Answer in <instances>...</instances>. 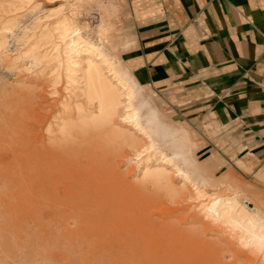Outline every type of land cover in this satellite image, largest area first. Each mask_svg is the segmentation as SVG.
I'll list each match as a JSON object with an SVG mask.
<instances>
[{
  "label": "rangeland",
  "instance_id": "374dc122",
  "mask_svg": "<svg viewBox=\"0 0 264 264\" xmlns=\"http://www.w3.org/2000/svg\"><path fill=\"white\" fill-rule=\"evenodd\" d=\"M126 6L0 0V264H264V167L210 125L197 140L138 82ZM109 66L136 83L140 130L121 123Z\"/></svg>",
  "mask_w": 264,
  "mask_h": 264
},
{
  "label": "crops",
  "instance_id": "0c3cea01",
  "mask_svg": "<svg viewBox=\"0 0 264 264\" xmlns=\"http://www.w3.org/2000/svg\"><path fill=\"white\" fill-rule=\"evenodd\" d=\"M126 9L136 46L122 58L138 82L197 140L210 125L230 156L264 167V0H127Z\"/></svg>",
  "mask_w": 264,
  "mask_h": 264
},
{
  "label": "bare ground",
  "instance_id": "6f19581e",
  "mask_svg": "<svg viewBox=\"0 0 264 264\" xmlns=\"http://www.w3.org/2000/svg\"><path fill=\"white\" fill-rule=\"evenodd\" d=\"M78 29V28H77ZM103 30V29H102ZM104 31V30H103ZM72 32V31H71ZM100 33V32H99ZM70 34V33H69ZM77 34V33H76ZM67 35H68V33H67ZM66 35V36H67ZM69 36V35H68ZM74 36V35H73ZM75 37V36H74ZM76 38V37H75ZM70 39V38H69ZM68 39V40H69ZM73 39V38H72ZM71 39V40H72ZM64 40H65V37H64ZM67 40V39H66ZM76 41V40H75ZM84 41V40H83ZM77 43V42H76ZM89 43V42H88ZM64 45V44H63ZM70 45V44H69ZM77 45V44H76ZM80 45V44H79ZM82 45V44H81ZM84 45V44H83ZM89 45V44H88ZM87 45V46H88ZM95 46V45H94ZM65 47V46H64ZM78 47V46H77ZM99 47V46H98ZM73 48V47H72ZM76 48V47H75ZM81 48V47H80ZM91 48V47H90ZM103 48V47H102ZM85 49V48H84ZM93 49H97V48H93ZM62 50V49H61ZM67 50V49H66ZM75 50V49H74ZM74 50H73V52H74ZM78 50V49H77ZM100 50H103V49H100ZM75 52H81V51H75ZM88 52V51H87ZM86 52V53H87ZM90 52H91V50H90ZM94 52V51H93ZM100 52V51H99ZM97 53L95 56L97 57V60H102V61H105V59L103 60L102 58H100V56L99 55H102V53ZM61 53V52H60ZM64 53H65V51H64ZM70 53V52H69ZM77 53V54H78ZM63 55V54H62ZM79 56V55H78ZM106 56V55H105ZM60 57H61V55H60ZM102 57V56H101ZM104 57V56H103ZM62 58V57H61ZM66 58V57H65ZM75 58H77V57H75ZM104 58H106V57H104ZM108 58V57H107ZM91 60V59H90ZM61 61V60H60ZM30 62V61H29ZM73 62V61H72ZM35 63V62H34ZM64 63V62H63ZM107 64V63H106ZM105 64V65H106ZM62 65V64H61ZM69 65V64H68ZM76 65V64H75ZM98 65V64H97ZM104 65V66H105ZM70 66V65H69ZM112 66V65H111ZM98 67H100V66H98ZM79 68V67H78ZM81 68V67H80ZM80 68H79V70H80ZM74 69V68H73ZM72 69V70H73ZM67 70V69H66ZM70 70V69H69ZM104 72V71H103ZM67 73H68V71H67ZM77 73V72H76ZM107 73H108V76L109 77H111L112 79H114V81H115V83H116V85L120 88V90L122 91V95L125 97L124 99V104H123V106H122V111L124 112V114H120L119 115V117L121 118V123L122 124H125L126 126H130V125H132V128H138L139 129V125L137 124V119H136V114H135V112H134V110H131V108H133V105H132V98H133V96L135 95V88H136V83L134 84V85H128V83L127 82H125L124 80H123V78L122 77H119V75H117L115 72H114V70H113V68L112 67H108V69H107ZM103 74H105V72L103 73ZM87 75H89V74H87ZM71 77V76H70ZM77 77V76H76ZM75 77V78H76ZM105 77V76H104ZM71 79V78H70ZM69 79V80H70ZM110 80V79H109ZM111 82V81H110ZM72 86V85H71ZM116 86V87H117ZM120 102V101H119ZM122 103V102H121ZM115 105V104H114ZM117 105V104H116ZM90 111V110H89ZM116 111V110H115ZM116 113V112H115ZM112 115V114H111ZM116 115V114H115ZM118 116V115H117ZM140 130V129H139ZM144 131V130H143ZM62 133V132H61ZM141 133H143V132H141ZM148 136V135H147ZM150 136V135H149ZM148 136V137H149ZM130 139H131V141L132 142H135V139H134V136H130ZM150 140V139H149ZM78 143V142H77ZM76 144V143H75ZM151 146H153V143H152V141L149 143ZM135 146V145H134ZM150 147V146H149ZM136 148V147H135ZM146 149V148H145ZM153 149V148H152ZM53 150H54V145H53ZM135 150V149H134ZM148 151V150H147ZM152 151V150H151ZM155 151V150H154ZM155 153V152H154ZM137 155V154H136ZM164 155V154H163ZM137 156H139V155H137ZM159 156V155H158ZM140 157V156H139ZM47 159H50V157L49 156H47ZM155 159V158H154ZM163 161H164V165H169L170 167H172V168H174V169H176V172H178L179 174H180V176L185 180L186 178H189V177H187L184 173H183V171H182V169H181V167L179 166V165H177V164H175L174 163V161L171 159V158H169V157H167V156H163V159H162ZM161 160V161H162ZM50 161H51V159H50ZM141 163V162H140ZM148 166V165H147ZM158 168V167H157ZM147 171V170H146ZM145 171V172H146ZM145 172H144V174H145ZM152 174H155L156 176H159V177H161V178H164V177H168V179H169V174L167 173V171H166V169L165 168H163V169H161V170H154V171H152L151 172V175ZM165 179V178H164ZM161 181V180H160ZM165 181L163 180V183H164ZM167 182V181H166ZM161 183V182H160ZM162 184V183H161ZM197 188V187H196ZM199 189V188H198ZM200 194V193H199ZM233 195V194H232ZM213 199V198H212ZM237 199V198H236ZM218 200V199H217ZM209 201H211V200H209ZM230 201V200H229ZM233 200H231L230 202L231 203H233L232 202ZM220 202V201H219ZM225 202V201H224ZM227 203H228V201H227ZM236 203H237V201H236ZM247 203V202H246ZM219 205V203L218 202H214V203H212L211 205H210V207H209V209H207L208 211H213L214 209L216 210V207ZM231 205H233V204H231ZM236 205H238V204H236ZM253 205V204H252ZM251 205V206H252ZM209 206V205H208ZM224 206V205H223ZM255 207V206H254ZM208 208V207H207ZM222 208H224V207H222ZM229 208V207H228ZM231 209V208H230ZM255 209V208H254ZM253 209V210H254ZM252 210V209H251ZM257 210V209H256ZM222 211V210H221ZM221 211H220V214H221ZM228 211V210H227ZM226 211V212H227ZM235 211V210H234ZM229 212H230V210H229ZM206 213V212H205ZM214 213V212H213ZM217 214V213H216ZM237 214V213H236ZM211 215H212V213H211ZM229 215V214H228ZM214 216V215H213ZM216 217V216H215ZM237 217V216H236ZM211 218V217H210ZM217 218V217H216ZM219 218V217H218ZM225 218V217H224ZM228 219H229V217H228ZM254 219V218H253ZM235 221H236V219H234ZM264 220V219H263ZM229 221V220H228ZM242 221V220H241ZM246 221V220H245ZM262 221V220H261ZM233 222V221H232ZM248 222V221H247ZM249 222H251L250 220H249ZM239 223V222H238ZM254 223V222H253ZM236 224V223H235ZM243 224V223H242ZM250 224V223H249ZM246 225V224H245ZM253 226V225H252ZM232 227V226H231ZM243 227V226H242ZM234 228V227H233ZM238 228V227H237ZM251 229V228H250ZM261 229V228H260ZM247 230V229H246ZM252 230V229H251ZM262 230H264V229H262ZM237 231V230H236ZM248 232V231H247ZM257 232V231H256ZM254 234V233H253ZM253 234H252V236H253ZM260 234V233H259ZM262 234V233H261ZM245 235V234H244ZM257 236V235H256ZM241 237V236H240ZM255 237V236H254ZM260 237H261V235H260ZM256 238V237H255ZM251 239V238H250ZM240 240V239H239ZM252 240H254V239H252ZM257 241V240H256ZM253 242V241H252ZM256 243V242H255ZM260 243V242H259ZM249 244V243H248ZM251 245V244H250ZM263 245V244H262ZM257 246H258V244H257ZM248 247V246H247ZM250 247V246H249ZM255 247V246H254ZM262 247V246H261ZM255 249V248H254ZM256 249H257V247H256ZM255 249V250H256ZM263 249V248H262ZM258 251V250H257ZM259 252V251H258ZM260 254V253H259ZM258 259V258H257ZM262 259V258H261ZM262 261V260H261ZM258 264V263H257ZM262 264V263H261Z\"/></svg>",
  "mask_w": 264,
  "mask_h": 264
}]
</instances>
